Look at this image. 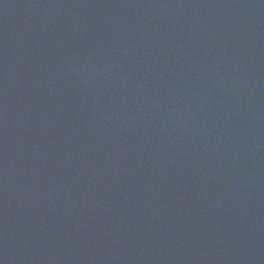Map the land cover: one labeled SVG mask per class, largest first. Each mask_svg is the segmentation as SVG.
<instances>
[{
    "label": "water",
    "instance_id": "1",
    "mask_svg": "<svg viewBox=\"0 0 264 264\" xmlns=\"http://www.w3.org/2000/svg\"><path fill=\"white\" fill-rule=\"evenodd\" d=\"M0 264H264V0H0Z\"/></svg>",
    "mask_w": 264,
    "mask_h": 264
}]
</instances>
